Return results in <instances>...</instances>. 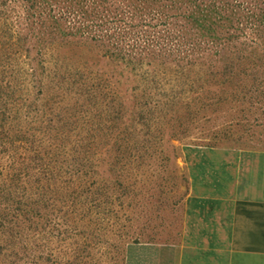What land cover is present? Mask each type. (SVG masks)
Masks as SVG:
<instances>
[{"label": "trees", "instance_id": "obj_1", "mask_svg": "<svg viewBox=\"0 0 264 264\" xmlns=\"http://www.w3.org/2000/svg\"><path fill=\"white\" fill-rule=\"evenodd\" d=\"M96 56L129 72L131 93L140 94L131 121L142 117L153 131L155 118L163 135L168 128L173 134L172 109H233L245 90L247 96L260 89L247 79L264 80V0H0V144L14 147L19 167L1 190L15 204L20 237L36 196L50 209L38 215L44 221L59 206L57 191H70L72 179L74 188L85 181L58 161L63 149L72 154L85 146L93 124L86 116L47 111L39 97L58 88L52 78L72 69L66 87L93 99L99 92L89 64ZM236 128H226L223 137L238 140ZM50 148L60 155L46 162ZM34 174L36 181L44 178L40 192L29 185Z\"/></svg>", "mask_w": 264, "mask_h": 264}, {"label": "rangeland", "instance_id": "obj_2", "mask_svg": "<svg viewBox=\"0 0 264 264\" xmlns=\"http://www.w3.org/2000/svg\"><path fill=\"white\" fill-rule=\"evenodd\" d=\"M91 59L89 67L99 92L93 99L79 96L83 92L72 89L73 85L66 87L64 81L72 69L61 79L52 78L58 88L39 97L47 111L59 109L66 118L86 116L93 124L85 146L72 154L71 147L61 155L59 150L53 154L51 148L45 154L46 162L60 155L58 166L78 170L85 181L78 180L74 188L72 179L70 191H57L59 206L44 221L38 215L50 209L43 201L36 202V196L34 216L24 225L21 237L15 204L1 190L16 177L19 167L12 159L17 154L14 147L7 151L5 143L0 144V264H123L129 243L171 240L178 231L187 194L189 149L264 147V96L260 95L264 80L247 79L260 89L247 96L245 90V98L236 101L233 109L215 113L211 109L197 113L194 107L182 113L172 109L170 114L177 120L171 127L174 133L168 128L163 135V123L150 120L151 115L143 116L156 128L153 131L142 117L131 121L140 94L131 93L133 80L123 65L101 56ZM139 124L141 130L135 131ZM236 126L238 140L223 137L226 128ZM215 127L217 138L212 137ZM76 158L74 165L71 160ZM37 175L30 177L29 185L40 192L44 178L36 181Z\"/></svg>", "mask_w": 264, "mask_h": 264}, {"label": "crops", "instance_id": "obj_3", "mask_svg": "<svg viewBox=\"0 0 264 264\" xmlns=\"http://www.w3.org/2000/svg\"><path fill=\"white\" fill-rule=\"evenodd\" d=\"M186 166L178 231L129 243L123 264H264V147H194Z\"/></svg>", "mask_w": 264, "mask_h": 264}]
</instances>
